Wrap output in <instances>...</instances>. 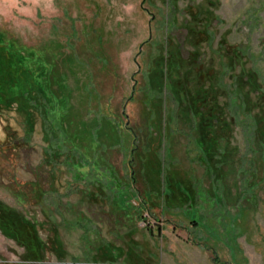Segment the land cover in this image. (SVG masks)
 I'll list each match as a JSON object with an SVG mask.
<instances>
[{
    "label": "rangeland",
    "instance_id": "obj_1",
    "mask_svg": "<svg viewBox=\"0 0 264 264\" xmlns=\"http://www.w3.org/2000/svg\"><path fill=\"white\" fill-rule=\"evenodd\" d=\"M0 62V264H264V0H0Z\"/></svg>",
    "mask_w": 264,
    "mask_h": 264
},
{
    "label": "trees",
    "instance_id": "obj_2",
    "mask_svg": "<svg viewBox=\"0 0 264 264\" xmlns=\"http://www.w3.org/2000/svg\"><path fill=\"white\" fill-rule=\"evenodd\" d=\"M0 66H1V65H0ZM0 69H1V67H0ZM1 73H2V72H1ZM51 119H52V118H51ZM52 125H53V127H54V129H55V131H56V134H57L58 139H60V141L62 142L64 148L68 151L69 148H68L67 144L64 143V142H65V141H64V140H65V137L62 136V134H61V129H60L59 125L56 123L55 120H52ZM68 152H69V151H68ZM69 153H70V152H69ZM71 155L73 156V153H71ZM74 155H76V153H74Z\"/></svg>",
    "mask_w": 264,
    "mask_h": 264
},
{
    "label": "crops",
    "instance_id": "obj_3",
    "mask_svg": "<svg viewBox=\"0 0 264 264\" xmlns=\"http://www.w3.org/2000/svg\"><path fill=\"white\" fill-rule=\"evenodd\" d=\"M2 62H0V65H1Z\"/></svg>",
    "mask_w": 264,
    "mask_h": 264
}]
</instances>
